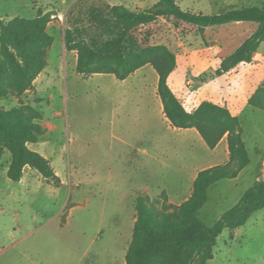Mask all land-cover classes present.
<instances>
[{
  "label": "rangeland",
  "instance_id": "rangeland-1",
  "mask_svg": "<svg viewBox=\"0 0 264 264\" xmlns=\"http://www.w3.org/2000/svg\"><path fill=\"white\" fill-rule=\"evenodd\" d=\"M100 1L0 0V18L5 21L34 18L38 9H52L55 14L47 27L54 37L50 79L37 84L39 96L32 92L20 98L7 96L0 99V108L18 107L21 101L41 114L50 130L33 150L53 161L66 184L56 198L46 193L56 185L43 180L36 170L25 169L22 184L9 180L2 170L10 154L3 152L0 264H123L130 200L135 203L137 197H146L160 212L173 213L177 206L166 203L162 189L180 195L196 170L225 159L224 145L213 153L197 131L194 138L169 126L154 94L158 74L151 65L139 69L126 84L112 74L84 77L76 72L72 53L65 51L64 31L76 19L86 20L89 7ZM177 1L182 10L204 15L239 4L264 8V0ZM157 23L160 31L150 43L167 47L178 64L169 79L171 86L178 83L183 89H193L197 103L211 98L206 95L208 90L216 92L222 86L229 94L222 100L245 106L254 86L259 85L256 81L264 75V44L252 67H240L241 80L233 82L225 74L217 76L213 84L210 80L220 62L218 45L203 42L196 33H182L165 19ZM244 73L252 75L254 86L245 83ZM239 121L250 162L237 178L220 180L208 189L207 202L198 211L208 227L257 181L264 180V112L248 106ZM208 264H264V208L252 214L244 226L225 229Z\"/></svg>",
  "mask_w": 264,
  "mask_h": 264
},
{
  "label": "trees",
  "instance_id": "trees-1",
  "mask_svg": "<svg viewBox=\"0 0 264 264\" xmlns=\"http://www.w3.org/2000/svg\"><path fill=\"white\" fill-rule=\"evenodd\" d=\"M54 15L38 9L31 19L0 18V99L20 98L34 90L33 82L47 66V53L54 43L47 30ZM161 19L182 33L198 34L203 42H215L220 61L215 75L222 76L240 63L255 61L264 43V8L239 4L219 14L204 15L182 10L177 0H157L142 10L102 0L89 7L86 20L76 19L73 27L64 31L65 50L77 53L79 75L112 74L123 81L151 65L158 74L157 95L173 128L195 129L211 150L226 137L228 162L199 171L191 196L173 213L160 212L146 197L136 198V220L125 254V264H207L225 229L244 226L252 214L264 208V180L249 188L213 226H206L198 217L208 189L220 180L237 178L250 159L240 121L226 107L204 101L188 112L168 86L175 55L165 46L150 43L160 31L157 22ZM247 104L264 112V79ZM39 120L41 114L21 101L18 107L0 108V157L4 151L10 154L9 180L19 182L29 167L58 186L60 178L51 162L28 147L47 132Z\"/></svg>",
  "mask_w": 264,
  "mask_h": 264
},
{
  "label": "crops",
  "instance_id": "crops-1",
  "mask_svg": "<svg viewBox=\"0 0 264 264\" xmlns=\"http://www.w3.org/2000/svg\"><path fill=\"white\" fill-rule=\"evenodd\" d=\"M104 1H106L109 5H123V6L129 8L131 10H142V9H146V8H149V7L153 6L155 3H157V0H104ZM177 3H178V1H177ZM49 11H53V10L52 9H47L44 12H49ZM263 44L264 43H262L260 46H262ZM53 45H54V43H53ZM53 45L51 46V48L48 50V53H47V63H48L47 66L40 73V75L36 78V80L33 82L34 90L33 91H27V92H25L24 96L27 95L30 92L34 93L36 96H39V89L37 87V84L38 83L43 84L45 81H47V80L50 79V77H51V70H50L51 62H50V56H51V52L53 50ZM70 53H72L71 55L73 57V64L76 67L77 54H76L75 51H72ZM256 57H257V55H256ZM256 59L257 58H255V61H256ZM219 63L220 62H218V64H217L218 66H219ZM254 63L255 62H253L251 64L240 63L236 67H234L226 75L228 77H230L233 82H238L239 79H240V78H238L239 75H240V70H241L240 67L242 65H246V66L252 67L254 65ZM177 68H178V64H176L174 70L170 73V75L168 77V82L167 83H168V86L170 87V89L172 90V92L175 94V96L181 101V103H182L183 107L186 109V111L191 112V111L195 110L201 104V102H198L197 103V101H198L197 93L195 91H193V89H183L181 86H176V85H179L178 83H176L174 86H171L170 85L169 79L171 78L172 74L177 70ZM139 71L140 70H137L132 75H130L127 79H125L123 81H120V82H122L123 84H126L127 81L128 80H131V78L133 76L137 75V73ZM252 71L255 72L254 70H252ZM216 77L217 76H215L214 79L210 80V83L212 82L213 84H215L216 83V80H215ZM242 77L245 78V80H246L245 83H248L250 86H251V84L253 85L255 83L254 82V79L252 78V75L251 74L250 75L249 74L247 75L246 73H244ZM263 78H264V75H262L261 77L258 78V80L256 81L257 85L260 84V82L263 80ZM255 88H256V86H254V91H255ZM156 93H157V85H156V82H155L154 94H156ZM206 95L207 96H210L211 98L204 99L205 101L212 102V103H214L216 105H219V106H222V107H225L226 106V108L230 111L231 115L234 116V117H237L238 119L243 114V112H245L248 109V104H247L248 99L245 102V106L243 108H239L238 105H235L234 106L233 103H229V102L226 103L225 100H222L223 97L224 98H228V95H229L228 94V89H224L222 86H218L216 92H213L212 90H208L206 92ZM160 110L162 111V115L166 119L165 114L163 112L162 103H160ZM167 123L169 124V126H171L168 120H167ZM40 124H42L47 129V132L50 130L49 125L45 123L44 119H42L40 121ZM174 129H176V128H174ZM177 130L186 131L187 133H190V134H188V136L191 135L194 138L196 137V130L195 129H177ZM47 132H46V134H47ZM200 139H201V137H200ZM203 143H204V141H203ZM33 145L34 144H30V145H28V147L31 150H33ZM204 145H205V147H207L205 143H204ZM222 145H224V147L222 149V152L224 153V158L225 159H223V161L220 162V163H209V165H206L205 167L200 168L199 171H201L203 169H206V168H209V167H212V166L223 165V164H225V163L228 162V160H229V152H228L226 137H224L214 149H212V150L210 149V151H212L213 153H216ZM207 149H209V148L207 147ZM33 151H36L37 152V150H33ZM5 153H6V151H5ZM44 157H46V156L44 155ZM46 158L51 162V165L54 168L53 161L50 158H48V157H46ZM0 162H1V160H0ZM9 162H10V158L7 160V163H6V165L4 166V168L2 170L5 173H7V169H8ZM26 169H30V168L27 167ZM30 170L33 171L32 169H30ZM199 171L196 170L195 173L193 174V176H191L187 180V182H186L187 183L186 184L187 187H186V189L183 192H181L180 195H172V194H169L167 192V190L162 189L163 191H165V194H166V196H165L166 203L169 204V205L179 206L183 202H185L191 196V194H192L193 183H194V181L196 179V176H197V174H198ZM59 178H60V176H59ZM23 180H24V175H23L22 179L18 183L22 184L23 183ZM65 188H66V184H65L64 180L62 178H60V185L58 187L53 186V188L51 187V188L46 189V193L49 196H51V197L59 198V197H61L62 191ZM59 191H60V194H58ZM150 202L152 203V200H150ZM72 203H73V205L75 204L74 202H72ZM72 208H74V207H72ZM128 209L130 211V230H129V233H128V236L129 237L124 242V244L122 246V250H121V258L123 260V264H125V261H124L125 260V254H126L127 247H128V245H129V243L131 241L133 225H134V222L136 220V217H135L136 216V211H135V208H134V200H132V199L130 200V204L128 205ZM98 233H101V231H98Z\"/></svg>",
  "mask_w": 264,
  "mask_h": 264
}]
</instances>
